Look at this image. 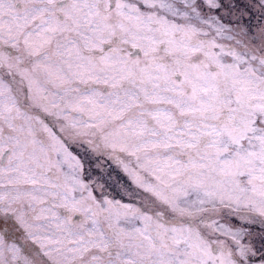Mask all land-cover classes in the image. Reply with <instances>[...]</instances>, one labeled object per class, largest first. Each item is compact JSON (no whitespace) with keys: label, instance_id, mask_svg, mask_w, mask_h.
Returning a JSON list of instances; mask_svg holds the SVG:
<instances>
[{"label":"snow or ice","instance_id":"snow-or-ice-1","mask_svg":"<svg viewBox=\"0 0 264 264\" xmlns=\"http://www.w3.org/2000/svg\"><path fill=\"white\" fill-rule=\"evenodd\" d=\"M239 11L0 0V264H264V228L242 242L264 225V24Z\"/></svg>","mask_w":264,"mask_h":264},{"label":"rangeland","instance_id":"rangeland-1","mask_svg":"<svg viewBox=\"0 0 264 264\" xmlns=\"http://www.w3.org/2000/svg\"><path fill=\"white\" fill-rule=\"evenodd\" d=\"M235 2L240 11L234 12L231 17L225 14V22H228L229 20H240L241 14H243V20L240 22L239 26L249 29L251 33H255L258 26L264 24V14L261 13L255 0H235ZM245 9L247 10L246 12ZM80 155L84 158L85 170L88 175L103 183L107 193L116 198H120L121 185L127 183V177L123 172L110 161H102L103 168H98L97 162L94 158L85 155L83 152H80ZM97 194L99 195V193ZM245 227L250 229L253 236L245 237L242 242L248 243L249 240L252 239L256 246L259 247V236L262 234L261 228H264V225L257 223L254 225L249 224Z\"/></svg>","mask_w":264,"mask_h":264}]
</instances>
